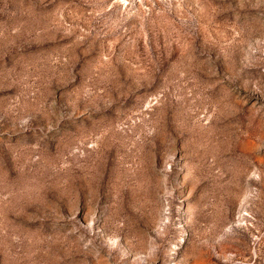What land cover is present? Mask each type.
<instances>
[{
  "label": "rangeland",
  "instance_id": "obj_1",
  "mask_svg": "<svg viewBox=\"0 0 264 264\" xmlns=\"http://www.w3.org/2000/svg\"><path fill=\"white\" fill-rule=\"evenodd\" d=\"M0 264H264V0H0Z\"/></svg>",
  "mask_w": 264,
  "mask_h": 264
}]
</instances>
